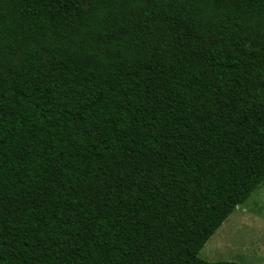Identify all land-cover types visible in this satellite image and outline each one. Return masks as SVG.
Wrapping results in <instances>:
<instances>
[{
    "label": "trees",
    "instance_id": "trees-1",
    "mask_svg": "<svg viewBox=\"0 0 264 264\" xmlns=\"http://www.w3.org/2000/svg\"><path fill=\"white\" fill-rule=\"evenodd\" d=\"M263 182L264 0H0V264H238Z\"/></svg>",
    "mask_w": 264,
    "mask_h": 264
},
{
    "label": "rangeland",
    "instance_id": "rangeland-1",
    "mask_svg": "<svg viewBox=\"0 0 264 264\" xmlns=\"http://www.w3.org/2000/svg\"><path fill=\"white\" fill-rule=\"evenodd\" d=\"M198 257L207 262L264 264V182L228 216Z\"/></svg>",
    "mask_w": 264,
    "mask_h": 264
}]
</instances>
